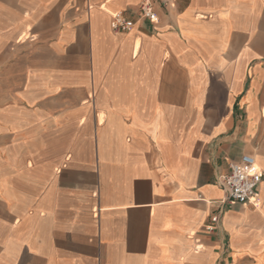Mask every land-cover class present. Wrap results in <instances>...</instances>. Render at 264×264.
<instances>
[{
	"label": "crops",
	"instance_id": "0c3cea01",
	"mask_svg": "<svg viewBox=\"0 0 264 264\" xmlns=\"http://www.w3.org/2000/svg\"><path fill=\"white\" fill-rule=\"evenodd\" d=\"M141 2L0 0V264H264V0Z\"/></svg>",
	"mask_w": 264,
	"mask_h": 264
},
{
	"label": "built area",
	"instance_id": "2783aa9c",
	"mask_svg": "<svg viewBox=\"0 0 264 264\" xmlns=\"http://www.w3.org/2000/svg\"><path fill=\"white\" fill-rule=\"evenodd\" d=\"M169 0H142L141 15L154 22L156 20L155 4L165 3ZM131 22L122 14L114 17L113 28L118 32L129 30ZM264 179V171L257 165L253 156L243 155L238 161L229 165L227 174L216 178L217 185L224 191L223 203L229 206H256L259 190ZM220 223L218 217L213 219L210 231L217 230Z\"/></svg>",
	"mask_w": 264,
	"mask_h": 264
},
{
	"label": "bare ground",
	"instance_id": "6f19581e",
	"mask_svg": "<svg viewBox=\"0 0 264 264\" xmlns=\"http://www.w3.org/2000/svg\"><path fill=\"white\" fill-rule=\"evenodd\" d=\"M258 165V164H257Z\"/></svg>",
	"mask_w": 264,
	"mask_h": 264
}]
</instances>
